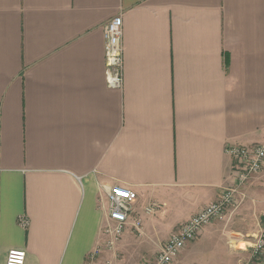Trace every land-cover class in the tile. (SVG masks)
Masks as SVG:
<instances>
[{
  "label": "crops",
  "instance_id": "crops-1",
  "mask_svg": "<svg viewBox=\"0 0 264 264\" xmlns=\"http://www.w3.org/2000/svg\"><path fill=\"white\" fill-rule=\"evenodd\" d=\"M116 16L122 89L105 79ZM263 143L264 0H0V264L11 250L26 264H148L234 183L225 146ZM113 186L136 200L106 248ZM237 198L172 264L246 261L264 165Z\"/></svg>",
  "mask_w": 264,
  "mask_h": 264
},
{
  "label": "built area",
  "instance_id": "built-area-1",
  "mask_svg": "<svg viewBox=\"0 0 264 264\" xmlns=\"http://www.w3.org/2000/svg\"><path fill=\"white\" fill-rule=\"evenodd\" d=\"M104 55L107 86L111 89H122L124 50L121 16L113 17L104 27ZM225 154L236 164L234 183L224 189L214 202L179 225L148 264H172L178 253L196 239L202 229L222 220L228 211L239 207L237 194L240 187L260 173L264 165V143L253 146L226 145ZM106 199L111 225L106 229L109 238L104 244L106 248H111L122 237L128 225L136 195L126 187L113 186L107 190ZM158 209L159 205L152 203L144 209V212L146 215H153ZM140 227L141 219H136L133 228L138 232ZM100 250L101 248L97 247L90 257L99 254ZM247 250L248 258L242 264H256L260 261L264 254V227L257 229ZM25 258L24 251L11 250L7 253L5 264H26Z\"/></svg>",
  "mask_w": 264,
  "mask_h": 264
},
{
  "label": "rangeland",
  "instance_id": "rangeland-1",
  "mask_svg": "<svg viewBox=\"0 0 264 264\" xmlns=\"http://www.w3.org/2000/svg\"><path fill=\"white\" fill-rule=\"evenodd\" d=\"M218 221L223 222V220H218ZM218 221H217V222H218ZM213 224H214V223H213ZM220 225H221V224H220ZM222 226H225V225L222 224ZM231 246H232V247H237V243L233 242L232 244H230V247H231ZM235 249H236V248H235ZM216 253H217L218 256H219V255H222L226 261H228V260L230 259V257L228 256V254L225 252V250H224L223 248H222V249H221V248L218 249ZM207 257H208V259L210 260V262H212V263L215 264L214 254H213V253H208ZM219 257H221V256H219Z\"/></svg>",
  "mask_w": 264,
  "mask_h": 264
},
{
  "label": "trees",
  "instance_id": "trees-1",
  "mask_svg": "<svg viewBox=\"0 0 264 264\" xmlns=\"http://www.w3.org/2000/svg\"><path fill=\"white\" fill-rule=\"evenodd\" d=\"M262 221H264V219H262Z\"/></svg>",
  "mask_w": 264,
  "mask_h": 264
}]
</instances>
